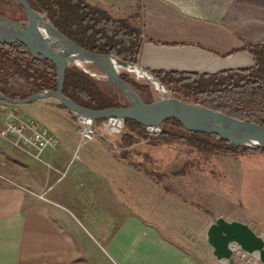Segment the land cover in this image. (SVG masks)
I'll return each instance as SVG.
<instances>
[{"label": "crops", "instance_id": "1", "mask_svg": "<svg viewBox=\"0 0 264 264\" xmlns=\"http://www.w3.org/2000/svg\"><path fill=\"white\" fill-rule=\"evenodd\" d=\"M86 1L106 10L129 3ZM224 2L136 0L146 7L144 25L149 38L184 44L168 47L146 43L140 66L197 74L252 67L246 53L229 58L217 54H223L217 41ZM200 27L213 35L207 34L200 41ZM188 30L190 39H183L180 32ZM6 104L7 109L0 110V131L17 108L19 120L37 121L57 144L42 152L33 147L24 150L0 136V264H223L213 249L204 260L193 256L139 210L138 197L124 192V186L118 179L113 181L112 175L119 171L127 181L133 169L103 141L80 145L76 117L58 101ZM129 182L127 187L133 185L136 192L144 186ZM235 221L264 234L261 216Z\"/></svg>", "mask_w": 264, "mask_h": 264}, {"label": "rangeland", "instance_id": "2", "mask_svg": "<svg viewBox=\"0 0 264 264\" xmlns=\"http://www.w3.org/2000/svg\"><path fill=\"white\" fill-rule=\"evenodd\" d=\"M223 9L224 19L218 28L220 33L217 41L220 52L225 54L245 43L264 41V0H225ZM107 10L114 17L128 20L132 26L144 29L147 34L144 25L146 7L137 4L136 0H129V3L117 7H108ZM0 12L9 19L27 23L26 12L19 10L14 3L10 7L0 5ZM205 28L200 27V41L205 40L207 34L213 35L205 31ZM211 29L207 27L208 31ZM180 34H184L183 39L191 37L189 30ZM228 63L224 62L226 66ZM78 68L89 73L110 99L128 106L123 93L111 85L96 67L84 65ZM121 73L151 87L152 96L140 95L142 99L157 101L166 97L158 93L146 80H140L124 70ZM95 123L100 128V121ZM160 127L174 133H185L183 128L170 124H162ZM124 130L120 135H111L112 142L99 140L116 151V156L123 155V162L133 169L134 174L127 181L119 171H113V181L118 179L119 184L124 186V192L128 190L129 196L138 197L136 204L139 210L193 256L204 260L210 254L213 248L208 243L207 232L218 218L227 217L228 221L254 220L259 216L264 218V154L208 156L188 144L154 146L149 140L143 141L137 136L134 139L139 142L125 149L121 147L125 145L123 135L132 129L129 127ZM94 144L96 143H89ZM130 163L140 165L139 169H135ZM129 180L131 184L142 182L144 186L138 187L136 192L133 185L127 187ZM254 226L258 231L261 230ZM260 227L264 229L263 224ZM233 258L236 260V253ZM221 262L227 264L226 261Z\"/></svg>", "mask_w": 264, "mask_h": 264}, {"label": "trees", "instance_id": "3", "mask_svg": "<svg viewBox=\"0 0 264 264\" xmlns=\"http://www.w3.org/2000/svg\"><path fill=\"white\" fill-rule=\"evenodd\" d=\"M28 1L35 11L79 46L93 53L114 56L126 63L141 65L142 48L146 43L168 47L184 45L155 41L145 34L144 29L132 26L128 20L114 17L108 10L92 5L86 0ZM13 3L19 10L25 11L24 7L14 0H0V5L6 7ZM0 15L5 14L0 12ZM244 53L252 60L253 66L250 68L205 74L149 70L179 100L195 103L242 121L264 125V43H245L228 53L217 54L229 58ZM121 76L139 95L152 96L149 85L141 84L126 74ZM57 80L56 65L50 60L34 56L24 44L0 43L1 95L11 101L25 100L45 90H57ZM63 92L77 104L91 110L127 107L110 99L89 73L76 66L68 69ZM143 101L147 104L155 102L145 99ZM164 124L183 128L185 133L162 129L161 133L149 138L146 127L125 120V129L130 127L132 130L123 135L125 145L121 147L127 149L133 143L139 142L134 139L137 136L140 140H149L154 146L188 144L208 156L264 154V149L237 147L216 135L190 132L177 120H169ZM120 158L124 159L123 155ZM130 164L135 169L140 167L136 163Z\"/></svg>", "mask_w": 264, "mask_h": 264}, {"label": "water", "instance_id": "4", "mask_svg": "<svg viewBox=\"0 0 264 264\" xmlns=\"http://www.w3.org/2000/svg\"><path fill=\"white\" fill-rule=\"evenodd\" d=\"M14 1L24 7L28 21L21 23L0 15V43L24 44L34 56L53 62L57 68L58 87L57 90H45L20 101H11L0 94L1 101L28 105L54 99L70 112L94 121L120 118L137 122L144 127L161 126L169 120H177L190 132L216 135L237 147L264 149V125L242 121L198 104L179 100L149 70L111 55L84 49L35 11L28 0ZM84 65H93L103 73L107 81L123 93L128 106L96 111L82 107L65 96L63 90L68 69ZM122 70L128 73H131V70L140 72L144 80L153 87L160 86L164 91L162 94L166 97L151 104L145 103L137 91L122 78ZM207 240L213 248V255L219 261L237 264L233 255L234 250L240 248L249 253H257L264 264V238L243 222L228 221L220 217L210 225Z\"/></svg>", "mask_w": 264, "mask_h": 264}, {"label": "built area", "instance_id": "5", "mask_svg": "<svg viewBox=\"0 0 264 264\" xmlns=\"http://www.w3.org/2000/svg\"><path fill=\"white\" fill-rule=\"evenodd\" d=\"M6 103L8 102L0 100V110L7 109ZM16 112L17 108L10 112V118L7 120L5 128L0 131V136L3 139L18 148L27 150L33 147L39 152L57 144V140L46 127L33 120L21 121ZM74 115L80 133V145L99 140L112 142L111 135H120L125 131V121L120 118L102 120L100 128H97L94 120L78 114ZM161 131L160 126L146 127L149 138L155 137ZM260 236L264 238V234ZM234 253H236L237 264H263L257 253H249L240 248H236Z\"/></svg>", "mask_w": 264, "mask_h": 264}, {"label": "bare ground", "instance_id": "6", "mask_svg": "<svg viewBox=\"0 0 264 264\" xmlns=\"http://www.w3.org/2000/svg\"><path fill=\"white\" fill-rule=\"evenodd\" d=\"M92 72V71H91ZM131 73L132 74H135V76H137L140 80H144V78H143V75L140 73V72H136V70H134V72H132V70H131ZM101 74V73H100ZM104 78V77H103ZM137 79V78H136ZM102 80V79H101ZM139 82V81H138ZM144 82V81H143ZM147 84V83H146ZM155 88V87H154ZM155 90L158 92V93H160V94H162V93H164V91H163V89L160 87V86H157L156 88H155ZM163 95V94H162ZM164 96V95H163Z\"/></svg>", "mask_w": 264, "mask_h": 264}]
</instances>
